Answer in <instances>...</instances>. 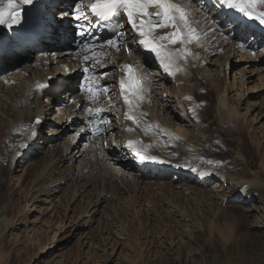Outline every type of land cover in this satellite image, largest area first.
Instances as JSON below:
<instances>
[{
    "label": "rangeland",
    "instance_id": "1",
    "mask_svg": "<svg viewBox=\"0 0 264 264\" xmlns=\"http://www.w3.org/2000/svg\"><path fill=\"white\" fill-rule=\"evenodd\" d=\"M90 1L71 0V4L82 2L85 10ZM188 1L172 0L177 5L181 3L182 7ZM61 3L58 2L56 9L49 13L61 17L62 9H57ZM198 9L199 6L194 3L193 10ZM185 11L189 14V11ZM256 11L264 12V4H257ZM189 15V25L196 30L198 41L165 43V50L173 53L172 67L176 68L173 76L177 77L178 100L182 108L176 107L174 98L170 97L175 92L173 84L160 80L158 74L162 71L158 65L151 64L149 55L144 56L143 47L141 52L140 46L129 45L121 49V53L136 61L144 81L139 94L143 96L142 101L145 109L148 108L151 122L142 121L144 125L139 133L147 143L146 146L141 143L142 150L155 158L146 159L148 164H152L151 161L167 166L177 164L187 173L204 175L206 182H193L185 175L178 181L158 180L153 178L154 173L142 175L141 168L132 162V154L126 143L117 148H127L124 159L132 163L109 160L110 156L106 154L100 137L96 138L100 139L102 146H97L98 142L84 141L82 134L69 129L70 122L64 120L58 123V118H54L58 107L65 109L67 106L62 104L66 100L59 97L62 92L54 97H42L45 118L39 134H34L36 137H32H35L32 142L21 141L14 151L5 156V134L9 120H14L16 111L12 102L21 100L22 88L18 87L13 94H9L3 87L6 94L3 91L0 94V167L3 164L6 169L0 171V201L7 206L6 216L14 225L0 237V264H218L216 260L220 255L225 256V262L219 261V264H232L236 256L242 253L252 254L257 263L264 264V200L257 199L253 203L257 211H253L255 217H252L248 216L244 204L230 203L217 196V193H227L230 183L237 188H259L264 185V140L256 138L258 133L264 135V88L259 91L254 90L256 87L252 86L253 83L244 84L238 105L241 113L249 106L246 117L255 115L257 120L255 124L251 123V127L262 125L259 129L255 132L250 129L247 126L249 120L247 123L227 122L217 109V93L223 74L217 79L209 76L206 62L209 60L222 69L228 68L230 83L235 68L240 70L245 66V72L248 69L256 72L257 68L252 65L248 68V62L232 67L233 58L227 60V46H223L224 40L227 42L228 39L222 35L223 39L218 45H211L212 38L203 34L204 29L200 31L205 25L207 30L211 23L205 21L198 29L199 22L195 21L197 15L191 10ZM120 18L124 19L123 16ZM180 27L183 31V25ZM172 31L169 27L165 34ZM65 39H59L56 46H52L51 42L34 41L33 50H25L28 45L22 49L24 51L16 52L15 57L6 55L8 57H3L0 63L1 80L22 73L21 70L27 65L40 66L43 63L44 69H48L51 65L45 63L53 58V53L72 49L69 43L73 45L74 41L64 44ZM45 47L50 48L49 52ZM188 48L203 52V57L188 53ZM107 63L102 69L91 70L90 80L99 79L101 91L97 95L109 94V99L104 101L108 109L102 111L109 120L105 119L103 128L99 126V129L103 130L105 124L111 121L112 132L120 143L125 137V122H122L124 117L121 114L124 101L115 95L116 89L113 91L119 68L115 63ZM77 68L73 73L69 72L70 82L65 81L66 84H73L75 90L70 92L72 95H77L81 91L79 87L89 80L80 65ZM246 76L249 73L244 74ZM173 110H178L180 119L190 115V122L173 118ZM108 111L111 114L109 117ZM73 118L74 122L79 120V117L78 120ZM97 123V120L93 123L94 128ZM14 129H17V125H14ZM150 134L152 136H148ZM108 138V142L114 146L113 138L109 135ZM135 143L139 149L138 142ZM31 146L34 151H29ZM83 147L87 148L85 157L71 160L75 151ZM81 160L82 163L88 161L86 169L79 167ZM47 162H50L51 171L47 173V169L36 178ZM216 183L222 184L220 189L214 187ZM255 218L261 225V234H254L248 228ZM60 220L64 224L59 231ZM37 235L41 237L39 240ZM39 243L45 247L42 252L37 249Z\"/></svg>",
    "mask_w": 264,
    "mask_h": 264
},
{
    "label": "bare ground",
    "instance_id": "2",
    "mask_svg": "<svg viewBox=\"0 0 264 264\" xmlns=\"http://www.w3.org/2000/svg\"><path fill=\"white\" fill-rule=\"evenodd\" d=\"M3 2H4V0H0V7L3 6ZM15 2L17 4V7L14 9V11H18L20 13L21 22L17 25H13L12 27H9L6 24L0 25V35L3 39L10 37L12 40V44L10 45V49L16 50V52H21V51H24L22 49L27 47V46L23 47L21 45L22 30L27 26L26 21L29 20L30 16H32V17L40 16L42 18L44 16H48V18H50L51 17L50 15H52L53 13H49L50 12L49 11V12H47L46 15H44V13L42 14L41 9L38 7L27 12V13H24L23 12V4L20 3V0H15ZM58 2H62L61 5L57 8V9H62L61 13H68V11L73 13V9L76 5L71 4V0H53V3H51V4L57 5ZM94 2H95V0L90 1V3L87 4L86 9L83 10L84 14L86 16V20H87V23L85 24L86 29L88 28V24L92 25V21L90 20L89 15H88V7H90L91 4ZM193 2L199 6V9L196 11L193 10L194 9V3ZM175 4H176V2H175ZM179 5L181 6V3ZM51 7H52V5H51ZM183 8L186 9L187 11H189L188 12L189 14H190V10H191L193 13H195L197 15L196 17H198V18L195 19V21L199 22L198 25L196 23L198 29H200L204 25L205 21H208V24L211 23L210 26L208 25L209 28L207 30H206V25L204 26V28L200 29V31H202L204 29L203 34H205L206 37L212 38V40L210 41L211 45L212 44L218 45L220 43V41L223 39V37L221 38L222 35H224V37H225L224 39H228L227 42H226V40H224L225 44H223V46L224 47L227 46L225 49L226 54H227V60H229L230 57L233 58L232 67H238L241 63L248 62V63H250L248 65V68L251 67V65H252V67L257 68L256 72H254L251 69H248L247 72H245V66H243V68H241L240 70H237V68H235L236 70L234 72L233 81H232V83H230L228 81V77H227V69L228 68L222 69V67H219L220 65L215 66V64L212 62H209V60L205 64L207 66V73L209 74V76H212L213 78L217 79L218 77H220V74L221 75L223 74L221 76L223 78L222 84H221L219 92L217 93V95H218L217 109L219 110L220 114H222L224 116L225 120H227V122H229V123L243 122V121H244V123H247V121L249 120L250 124L248 125V123H247V126L250 129L254 130V132H255L257 129H259L262 126L260 124L261 126H259V127L257 126L258 128L251 127V123L254 122V124H255L257 117L255 115H252V117L247 118L246 113L249 109V106H247L248 109H246L244 113L240 112L239 106H238L240 99L242 98V93H243L242 90H244L241 87H243L244 84L248 85V84L253 83L252 86L256 87L254 90H259V91L261 90L262 91V88H264V68H263L264 67V45L262 46V45H257L255 43H252L253 40H251L250 42H246V43L236 42L238 37L241 35V34H239V36H238L235 34L236 28L240 27L241 24L248 23L250 19L244 17L242 14L236 12L235 10L229 9V12H230L229 14L224 13V11L227 10L228 8L221 6L218 3V0H199V3H198V0H189L188 2H186L185 5H183ZM257 12H260V11H257ZM261 12H263V11H261ZM232 15H235L238 18H234V20H233L230 17ZM122 16L124 18V21L119 23V31H118L119 33H122V35L121 36H114L112 38H116L119 40L120 45H121V49L128 47L129 45H133V46H136L138 48L140 37L136 33H134L131 26L128 25L127 17L124 15H121V17ZM116 17H118L120 19V16H116ZM246 19H247V21H245ZM75 23H76V21L74 20L73 26H77ZM245 26L246 25H243V27H245ZM261 26H264V25H261ZM167 29L168 28L157 29L155 34L162 36L163 34L166 33ZM250 32H252V35L250 37H254V35L256 36L257 32L255 29H251ZM49 33H51V32H49ZM88 34H90V35L93 34L92 37L98 38L97 34L94 33V31L90 30ZM50 36H51V34L49 35L48 38H50ZM247 37H248V35H247ZM258 37H260L261 38L260 40L264 43V29L262 30L261 33L258 34ZM33 38H34V40L39 39L38 36H33ZM88 38H89V36L85 35L80 43H76L75 40H73L74 41L73 45L71 42L69 43L70 47L73 46L72 49L68 48L66 50H61V51H57V53H53V58L50 61L46 60V63H45L47 65H51V66H48V69H46V68L44 69L43 63H40V66L27 65L28 66L27 68H25V69L23 68L24 70L23 69L21 70L22 73L20 72V73L14 74L11 78L9 76H7L5 78V81H2L0 78V94H1V91L4 90V88H5V91H9V94H13L16 91V88H18V87L22 88L21 100H14L12 102V107L15 108L16 111H15L14 120H9L10 124L7 126L9 128H7V131L5 134V139H4L5 140V149L4 150L6 152L5 156L9 155L12 151H14L18 147V145L21 143V141L28 140V141L32 142L33 139L36 137L34 134L37 135V133L39 132L41 126L38 124H33V122H34V119L36 117H39L41 119L45 118L44 109L42 107L43 106L42 97L51 96L48 88H44V87H40V86L47 84L48 81H50V79H49L50 76H53L54 78H59L60 73H62L61 70L65 69L66 71H63V72L73 73V71L78 67V65H80V68L83 70L84 75L86 77H88L89 80H87L84 85L79 87V88H81L80 89L81 91L77 95H72L70 93V92L75 90L72 83L61 84V89L63 90L62 91L63 94L60 95L59 97L64 98L66 100V101H64V103L62 102V104L67 105V106L65 107V109L58 107L57 112H56L55 117H54L56 119L58 118V123H60L61 121H64V120H66L67 123L70 122L69 129L76 130V133L82 134L84 141H91L94 143L98 142L97 146H99V145L102 146V144H99V140L101 139V141H103V145L105 147L104 149L106 151V154L108 155V157L110 156L109 160H117L119 162L122 161V163H127V164L134 162L141 168L142 172L140 174H142V175H145L148 173H154L153 178L158 179V180H162V181L168 180V179H171L172 181H178V180H181L182 178H184V175H185V176H187V178H190V180L193 182L196 181L197 183H205L207 178L204 179V175L187 173L183 169L178 168L179 166L177 164H175V165L172 164L171 166H167V165H162L160 163H152V164L149 163L148 164L149 161H147V160H144L143 163L141 161H138L139 156L136 153H137V151H139V149H142V145H141V143H138V145H139V149H138L137 145H135L136 144L135 138L139 137L141 134L139 132H141L140 131L141 126L144 125L143 124L144 122H142V121H148L149 122L151 119L149 117V113L147 114L148 108H147V110L145 109V103L142 100H137L136 95L134 94V91H133V94L131 96L127 95L128 97H131L130 98V100L132 101L131 105L124 101L126 94L119 90V84L118 83H117V91H118L119 95H117V94H115V95H117V97L119 96L120 97L119 99H121V100L123 99V101H124L123 102L124 106H123V109H121V112H122L121 114L124 117V121H122V122H125V126L123 127V129L125 130L124 131L125 137L123 138L122 142L118 143L119 141L117 142V140L115 139L116 135H114V133L112 132V126L113 125L111 124V121L110 122L108 121V124L107 125L105 124V128L103 130L99 131L101 138L99 140L97 138H95V135H98L99 132L95 131V128L93 127V125H94L93 123H95L96 120L99 121L100 119H102L104 117V115H103L104 113L102 111L104 109H108V106H106V103L104 104V101L109 99V98L107 99V96L109 94H108V92H106L105 95L104 94L97 95V94H99V90L101 91L100 84L98 83L99 79L95 78V79L90 80V76L92 75L91 70L97 71V69H102L103 66H106V64H108L107 62H109L110 64L115 63L117 65V68L121 67L122 65H125L127 62H131L135 66L137 73H138V68H137L135 60H134V62L129 61L128 56H125V55L122 56L121 49H120V51H117L115 48L109 47L106 44V40L102 41L101 43H96V44L90 45V44H87ZM129 39H130V42H129ZM69 41H70V37L68 36V37H66L64 44H67ZM33 43H35V42H32L31 44H29V46L25 50H28V49L33 50L34 49V46H32ZM45 43L50 44V42H45ZM85 44L88 46L87 49H85V47H84ZM210 44L207 45V48H209ZM57 45H59V43H57ZM1 47H4V45L2 44ZM2 49L0 48V57L1 56L5 57L6 56L5 50H2ZM45 49L47 50V52H49L48 50L50 48L45 47ZM83 49H84V51H83V53H81V50H83ZM88 49H92L93 51L100 53V60H99L100 63L94 62L93 59H90L88 61H84V59H83L84 55H89L90 57L92 56V51H89ZM141 50H142V47L140 46L139 51H141ZM47 52L45 54H47ZM141 52L139 54H141ZM143 54H144V56L149 55L152 60H156L154 58V55L149 53L146 50L143 51ZM203 55H204L203 52H201L202 57H203ZM206 55H208L207 52H206ZM0 60H1V58H0ZM120 61H122V62H120ZM43 62H45V61H43ZM157 62H159V61H157ZM253 62H255L257 65L255 66V64ZM149 65H150V63H149ZM138 67H139V65H138ZM66 68H68V69H66ZM159 69H160V71H162V73L160 72L161 74H158V75H160V80L166 81V82H171V84H173L172 86H173L175 92L173 91L174 93H172V95L170 96L171 99L174 98L173 100L176 102V107L182 108L180 106L181 103L178 100L179 99L178 93L180 94V92L178 91L179 88L177 89V87H179V86H177V83H176L177 77L172 76L173 74L171 75L172 77L168 76V72L166 73L161 65H160ZM175 73L176 72H174V74ZM246 73H249V76L244 77V74H246ZM138 74H140V73H138ZM237 75H238V77H237ZM114 76L116 78L115 73H114ZM117 77H118L117 82H119V80H121L122 74H119ZM138 77L141 78L140 75H138ZM6 80H8V82H6ZM155 80H156V78H155ZM68 82H70V81H68ZM235 85H236V87L234 88ZM89 89H91V91H89ZM115 89L116 88H114L113 91ZM248 89H250V87ZM5 91H3L4 95L6 94ZM9 94L7 92V95H9ZM184 94H186V93H184ZM7 95L5 96L6 98H8ZM142 95H143V93H142ZM96 96L98 98L97 100H96ZM183 98H184V96H183ZM229 99L231 102H229ZM88 103H91L89 106L90 110H89V107L87 106ZM62 104H59L58 106H62ZM116 104H117V102H116ZM167 104L168 103H166V105ZM79 105H80V107H79ZM100 106H102V107H100ZM251 106H253V105H251ZM174 107H175V105H174ZM100 108H102V109H100ZM222 108H224L225 110H223ZM93 110L96 111V114ZM177 111L173 110L171 112V114L173 115V118L178 117L177 118L178 120L183 119L185 122H190V121H188V120H190L189 119L190 115L186 116V117H184L182 115L183 117H181V119H180L179 118L180 115L178 114ZM58 113H60V114L58 115ZM77 113H79V114H77ZM109 113H110V111L107 112L108 117L111 116V114H109ZM128 113L136 115V117L139 119V125H138V127H136L135 131L129 130V124L125 119L126 114H128ZM142 113L146 114V115H142ZM121 114H120V116H121ZM66 115H67V117H66ZM77 116L79 117V120L77 119L78 118ZM93 116L96 119H94V121H91V117H93ZM73 117H76V119L78 120V121H75L76 123L73 121V119H74ZM228 117H229V119H228ZM105 119L109 120L107 117L106 118L104 117V120ZM146 124H147V122H146ZM14 125H17V129H14ZM148 125H150V124H148ZM74 126H77V127L75 128ZM145 128H147L146 125H145ZM143 130H144V128H143ZM154 130H155V128H154ZM51 131H53V130H51ZM49 134H51V133H49ZM108 135L111 138H113V140L115 141L114 146H112V144L110 142H108L109 141ZM33 136H35V137L32 138ZM148 136H152V135L150 134ZM140 138H141V136H140ZM256 138H258L259 140H264V135H262V133H260V134L258 133ZM75 139H76V136H75ZM144 139H145V137H144ZM144 141L145 140H143V143L146 146L147 143ZM148 142H149V139H148ZM125 143L127 144L128 149H129L130 153L132 154V156H131V158L133 159L132 162L128 161V160L125 161L126 159H124V155H125L124 153H125V150H127V148H125V147H124L125 149H122L121 147H120L121 149L117 148L118 145H121V144L125 145ZM86 144H87V142H86ZM71 145H72V143H71ZM65 148H67V147H65ZM83 148L84 149H82L80 151L77 149L75 151V154L71 157V160L76 161L81 156L85 157V155L87 153H84V151L87 150V148L86 149H85V147H83ZM29 151H34L33 146H31ZM102 151H103V148H102ZM95 154H96V152H95ZM87 163H88V161L82 163V160H81V161H79V167H83V169H86V167L88 165ZM176 165H177V167H176ZM0 168H1L0 171H2V170L6 169V166L1 164ZM47 169H48L47 173L51 171L50 170L51 169L50 162H47L42 167V169L40 171H38L36 178L42 176L46 172ZM83 169H80V171L82 172ZM46 174H45V176H46ZM165 174L167 176L171 175V177L165 178V176H164ZM80 176H81V174H80ZM230 185H231L230 190H228L227 193L223 194L224 192L223 193L221 192V194L219 195V193L216 192L218 194L217 196L218 197L221 196L224 200H226L227 202H230V203H242V204H244L245 205L244 209L246 210L248 216H252L253 211H255V212L257 211L255 209L256 206H254L253 203H256L257 199L258 200L259 199L264 200V185L260 186L259 188H249V187H238L237 188L232 183H230ZM220 186H222V184H220V183H216L214 185L215 188L217 187L219 189H220ZM242 188H246V191H241ZM31 196H32V194H31ZM6 211H7V206L2 201H0V237L4 234L6 229H8V228L12 229V226L14 225L13 224L14 222L12 220H10L9 218H7ZM252 217H255V216L253 215ZM257 219L256 218L252 219L248 228H250L254 234H256V233L261 234L262 233L261 225H259V221ZM60 222H61V220H60ZM18 224H21V223L19 222ZM63 224L64 223L61 222L60 225L58 226L57 230L63 228L62 227ZM37 236H39V235H37ZM40 238H41L40 236H39V238L37 237V240H39ZM38 248H39V251L42 252V250L45 247H44L43 243H39V245H37V249ZM222 252H224V250ZM219 261L224 263L225 262V256L224 257L222 255L218 256L216 262L219 264ZM232 264H259V263H257L256 258L253 257L252 254L242 253V254H238L236 256V258L233 260Z\"/></svg>",
    "mask_w": 264,
    "mask_h": 264
},
{
    "label": "snow or ice",
    "instance_id": "3",
    "mask_svg": "<svg viewBox=\"0 0 264 264\" xmlns=\"http://www.w3.org/2000/svg\"><path fill=\"white\" fill-rule=\"evenodd\" d=\"M20 3L32 4L33 0H20ZM218 3L230 10H235L250 20H257L261 25H264V12L256 11L257 4H264V0H218ZM16 7L15 0H4L3 6L0 7V25L6 24L12 27L21 22L20 13L14 11ZM90 8L91 13L102 20H109L121 15L126 16L128 25L140 37L139 46L153 54L154 58L159 61L164 71L168 72L169 75L173 74V53L165 50V43L175 44L179 41L183 44L191 43L194 39L198 41L199 39L196 30L189 25L188 14L185 9L173 3L172 0H95ZM69 15L77 22L75 34L83 38L87 33L85 27L87 20L83 11L82 2L76 4L73 13H62V16L65 17ZM180 25H183V31ZM91 27L92 25L88 24V28ZM169 27L173 29L171 33L162 36L155 34L157 29ZM121 35L122 33L119 32L114 33V36ZM106 44L111 48H115L117 51L121 49L120 42L116 38L108 39ZM84 47L85 49L88 48L86 44ZM88 50L92 51V56L84 55V61L93 59L94 62H99L100 53L92 49ZM121 70L128 77L127 84L125 79H121L120 81L122 91L126 88L132 89L137 100H142L143 96L139 94L143 88L142 79L136 76L131 65H122ZM40 87H44V85ZM186 99H190V97H186ZM125 100L131 105L132 101L129 100L127 95L125 96ZM142 115L146 114L142 113ZM127 119L135 121V118L130 114L127 115ZM39 122L37 120V123ZM136 154L142 161L155 159L142 149L137 151ZM193 170L195 171V169ZM241 191H246V188H242Z\"/></svg>",
    "mask_w": 264,
    "mask_h": 264
}]
</instances>
